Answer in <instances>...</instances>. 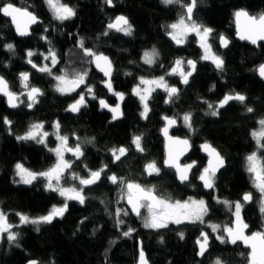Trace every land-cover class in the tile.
<instances>
[{
    "label": "trees",
    "instance_id": "obj_1",
    "mask_svg": "<svg viewBox=\"0 0 264 264\" xmlns=\"http://www.w3.org/2000/svg\"><path fill=\"white\" fill-rule=\"evenodd\" d=\"M19 1L24 6L30 5L29 9L42 19V23L33 28L30 37L19 38L11 22L0 15V75L9 81L13 91L19 92L18 74L28 71L32 74L30 83L40 87L45 94L34 108L15 110L9 109L6 100L0 96V209L8 213L10 222L19 223L17 212L39 216L46 214L53 205L63 203L59 195L45 191L42 181L31 186L13 183L17 162L33 171L46 170L55 163L54 154L48 150L54 147V138L50 137L48 147H45L35 142L17 141L16 135L24 134L33 122L43 121L45 129L50 130L53 122L59 120L60 132L69 137L72 146L77 143L75 136H79L81 142L95 137L92 144H83L85 155L81 160L73 159L70 171L86 177L85 164L92 170L107 164L108 174L114 172L146 186L155 185L158 193H170L173 199L205 198L209 208L205 220L221 226H231L234 217L214 197L234 202L242 200L244 193L252 192L253 201L244 205L242 218L251 232L264 230L259 194L245 168V157L255 150V141L250 133L264 116V81L256 71L264 63V43L255 46L236 40L233 16L239 9H246L252 15L264 13V0H203L202 3L198 0L194 19L215 30L213 45L224 60L223 71H218L210 61L200 60L202 50L194 38L185 45H176L166 34V26L175 22L181 11L178 5L165 6L161 0H113L115 7H110L105 0H63L74 7L77 14L61 23L52 18L44 0H0V4H18ZM119 14L127 16L132 23L133 35L115 32L109 36L101 35L107 23ZM217 34H223L231 41L226 50L220 47L219 40L215 38ZM41 35L47 36L51 43L40 39ZM81 37L86 47L104 52L114 63V89L126 94L124 118L120 121L113 122L111 115L100 108L98 100L93 99L79 114L66 112L75 93L61 96L53 90L51 77L38 73L25 62L27 50L37 52L32 59L41 65L45 61L39 53H47L49 48H54L60 59L54 72L69 65L83 67L80 60L82 52L76 46ZM7 43L15 45V55L4 48ZM153 46L160 54L159 60L157 65L148 66L141 57ZM189 56L197 60L198 65L189 84L182 86L179 98L170 106L164 102L166 93L157 90L150 100L148 119H142L140 101L131 94L137 78L163 75L177 58L186 60ZM161 63L163 68L159 67ZM87 67L90 69L88 83L94 86L96 96L107 98V91L101 83L103 77L92 65ZM169 79L174 84L179 83L178 78ZM233 91L247 97L245 104L254 108L253 113H247L244 105L234 101L227 108L220 109L218 116L206 115L208 109L203 101L215 105L226 93ZM174 112L181 116L186 112L193 114L195 131L182 126L176 134L191 137L196 146L191 157L199 161L197 169L202 170L205 162L198 146L202 142L211 143L226 159L227 167L215 179V190L206 192L203 189L198 182L197 169L189 183L180 184L175 172L164 168L161 117ZM4 116L13 122L12 134L2 122ZM141 134L145 148L143 154L136 152L131 144L132 137ZM113 146L129 148L128 158L123 163L112 162L108 149ZM153 160L161 167V175H142L144 165ZM73 183L76 182L68 181V184ZM85 195L88 199L84 205L69 201L64 217L52 224L41 225L39 232L33 225L15 229L21 232V247L9 245L7 240L1 242L0 264H26L30 259L38 260L40 264H136L140 242L151 264H213L217 257L222 264H248L247 249L241 244H221L205 225H170L168 229L155 231L144 228L142 220L130 213L121 217L125 224L118 226L115 210L127 208V205L118 201L117 186L103 176L98 184L85 188ZM128 228L135 231L130 237H124L122 233ZM205 229L211 236V243L208 253L201 259L196 254L195 241ZM180 231L184 232V239H180Z\"/></svg>",
    "mask_w": 264,
    "mask_h": 264
},
{
    "label": "snow or ice",
    "instance_id": "obj_2",
    "mask_svg": "<svg viewBox=\"0 0 264 264\" xmlns=\"http://www.w3.org/2000/svg\"><path fill=\"white\" fill-rule=\"evenodd\" d=\"M165 6L178 5L181 9L178 18L175 22L166 26V34L170 37L176 45H184L187 43L188 37L194 35L197 38V43L202 49L200 60L210 61L218 71H223L224 60L222 56L213 51L212 43L214 29L197 23L194 19V12L198 6V0H161ZM203 2V0H199ZM52 18L56 21L63 23L73 19L76 16V9L63 0H44ZM105 3L110 7H115L113 0H105ZM31 6H16L11 2L0 4V15L10 18V22L15 27L17 35L20 37H27L32 35L30 29L32 25L41 23L39 17L33 11H30ZM234 23L236 26V35L240 40L248 41L253 45H257L264 41V13L251 15L245 9L236 10L233 13ZM48 31L47 28L44 29ZM122 33L125 36H132L134 33V26L127 16L117 15L109 21L106 25V30L101 34L109 36L111 33ZM216 39L219 40L220 47L227 48L231 41L223 34H217ZM40 39L51 43L48 37L41 35ZM82 52L80 58L83 67L66 66L54 72L60 59L54 48H49L47 53H39L44 61L38 65L32 59L37 55L34 50H27L25 62L31 65L38 73L45 74L51 77L54 81L52 88L61 96H75L72 102L68 104L65 109L66 112L79 114L82 109L88 106V99L91 97L93 100H98L100 108L107 109L111 113V120H119L123 117L122 104L126 98L124 92L116 91L113 87L112 73L113 65L110 58L102 51L85 46L84 39L81 37L76 45ZM4 48L15 55V45L7 43ZM159 52L155 46L150 50H145L141 59L144 64L148 66L157 65L159 60ZM87 65H94L103 76L106 78L101 81L104 87L111 93L117 100L115 105L109 104L104 98H99L95 94L94 86L88 83V75L90 69ZM159 67L163 68L161 63ZM197 61L188 59L185 61L183 58H177L173 64L166 69L163 75L158 77L148 78L140 76L138 83L132 88L131 94L138 98L142 106L140 116L142 119H148V114L151 111L149 100L152 94L158 89L166 93L165 103H174L175 99L179 98L181 89L176 85L170 84L167 77H179V83L188 85L190 78L196 72ZM256 71L261 78H264V64H260ZM131 75V73H125ZM32 74L28 71H22L18 74L17 79L20 82L21 91H13L9 81L0 75V96L6 98L8 107L19 108L24 105L28 109H32L40 102V97L44 96V91L30 83ZM215 86H213L214 88ZM247 97L239 92L226 93L221 100L215 105L207 100L203 101L207 105L208 111L206 115L216 117L220 114V109L226 108L230 102L237 101L245 106L247 113H253L254 108L247 106L245 101ZM193 114L186 112L182 116H162L161 119L165 122L161 129L162 134L166 138L167 155L163 161L165 168L173 170L181 183H187L190 176L195 175L193 169L197 167V162L181 163V157L184 156L191 148V143L187 138L174 137L170 135V130L176 127L182 121L183 126L194 132L195 129L192 125ZM2 122L6 126L9 134H12V121L7 117H2ZM259 128L251 131L250 135L255 141V150L245 157V168L250 176L252 186L260 193L259 206L261 213H264V118L258 121ZM60 121L56 120L52 124V132L45 130V122H33L29 125L28 129L22 135H16V140L21 142H35L48 147V137L54 135L58 141L56 147L48 148L54 154L55 163L46 170L33 171L26 167L22 162H17L14 165L13 183L21 185H33L37 181L43 182L45 191L53 192L63 198V203L60 205H53L52 208L43 215L30 216L25 213L17 212L15 215L19 218V223L14 224L9 221L8 213L0 209V242L7 240L9 245L21 247L20 239L21 226L33 225L35 231H40L41 225L52 224L56 219H62L68 211V202L76 201L80 205H84L88 197L85 195V188L98 184L102 176L113 185L117 186L119 196L118 201H124L128 205L127 208H116L115 217L118 226L125 224L122 216H128L130 213L140 218L143 227L160 231L168 229L170 225H184V224H200L210 228L213 233H217L216 239L221 244L236 245L238 242L243 243L250 249L248 253V264H264V230L254 231L251 234H246L249 225L243 221L242 209L246 203L253 201L252 192H246L242 196V200L228 201L220 200L214 197L217 203L223 204L226 209L232 214L234 220L232 225L221 226L219 224H212L205 220L208 216L209 208L207 202L201 198L196 199L189 197L185 200L173 199L170 193H158L155 185H144L136 180H130L125 176H118L116 173L108 174L107 164L97 170L88 169L87 176H81L75 171H70L73 168V160L65 158L66 153H71L76 160H81L85 153L83 144H92L95 137L88 138L81 142L79 136H75L77 143L74 146L69 145V137L60 132ZM143 135H134L131 144L138 153H145V148L142 144ZM202 150L207 153L209 159L208 164L202 170L197 169L199 172L198 179L202 182L203 187L206 189L215 190V177L216 173L224 167L225 161L220 153L212 147L209 143L205 142L201 146ZM111 154L112 162L123 163L124 159L128 158L129 148L125 146H113L108 149ZM162 172L156 161H149L144 165L142 175L145 176H160ZM67 174V175H66ZM75 181L76 183L68 184V181ZM67 185V186H66ZM144 210L142 213L141 210ZM87 219V218H85ZM84 221L82 220L81 223ZM135 231L133 228H128L123 231L124 237H130ZM180 239H184V232H178ZM161 243L163 237L161 236ZM198 246L197 256L204 257L209 251V233L201 231L200 236L196 240ZM240 255H244L241 253ZM27 264H40L38 260L30 259ZM138 264H150L149 259L144 251L143 243L139 245ZM213 264H222L219 257L215 259Z\"/></svg>",
    "mask_w": 264,
    "mask_h": 264
},
{
    "label": "water",
    "instance_id": "obj_3",
    "mask_svg": "<svg viewBox=\"0 0 264 264\" xmlns=\"http://www.w3.org/2000/svg\"><path fill=\"white\" fill-rule=\"evenodd\" d=\"M14 5H16V6H20V5H18V4H14ZM30 10V9H29ZM246 10V9H245ZM31 11V10H30ZM196 11V10H195ZM249 12V11H248ZM35 13V12H34ZM195 13V12H194ZM36 14V13H35ZM250 14V13H249ZM252 15V14H251ZM3 16V15H2ZM36 16L37 17H39L37 14H36ZM4 17V16H3ZM4 18H6V17H4ZM6 19H8L9 21H10V18H6ZM39 19H40V21H41V23H42V19L39 17ZM41 23H38V24H35V25H32L31 26V29H30V31H31V33H32V30H33V28L34 27H36L37 25H39V24H41ZM13 26V28H14V31H15V27H14V25H12ZM235 29H236V26H235ZM15 33H16V31H15ZM16 35H17V33H16ZM18 37H20L19 35H17ZM31 36V35H30ZM30 36H27V37H30ZM20 38H26V37H20ZM235 38H236V40H238V41H240V42H248V41H244V40H240L238 37H237V35H235ZM248 43H250V42H248ZM260 43H264V41H261V42H259L258 43V46H259V44ZM251 44V43H250ZM230 45V44H229ZM253 45V44H252ZM255 46H257V45H255ZM229 47V46H228ZM227 47V48H228ZM223 50H226L227 48H223V47H221ZM105 54V53H104ZM105 55H107V54H105ZM109 58H110V60L112 61V59H111V57L109 56V55H107ZM262 64H264V63H262ZM112 65H113V73H112V82H113V76H114V73H115V66H114V63H113V61H112ZM93 67H94V69H95V71L98 73V74H100L102 77H103V80L104 79H106L104 76H103V73H101L98 69H96L95 68V66L94 65H92ZM195 74V73H194ZM193 74V75H194ZM257 76L262 80V81H264V78H261L260 76H259V74H258V72H257ZM103 87H104V85H103ZM105 88V87H104ZM106 89V88H105ZM107 90V89H106ZM108 91V90H107ZM109 93V92H108ZM109 95L110 96H112V97H114L111 93H109ZM1 97H3V96H1ZM5 100H6V98L5 97H3ZM104 99H106V98H104ZM107 100V99H106ZM108 101V100H107ZM234 102V101H233ZM233 102H230V104H232ZM109 103V102H108ZM6 104H7V101H6ZM110 104V103H109ZM229 104V105H230ZM112 105H115V104H112ZM228 105V106H229ZM7 106H8V104H7ZM228 106H226V108L228 107ZM9 109H11V110H15V109H13V108H10V107H8ZM122 109H123V104H122ZM223 109H225V108H223ZM223 109H221V110H223ZM105 112H107V113H109L110 115H111V113L107 110V109H103ZM123 113H124V110H123ZM74 114H76V113H74ZM124 118V115H123V117L122 118H120L119 120H115V121H113V122H117V121H120V120H122ZM164 124H165V122H164ZM164 124H163V126H164ZM180 123H178V125L176 126V127H173L171 130H170V135L171 136H174V137H180V138H182V139H184V138H187V139H189V141H190V143H191V148L187 151V153L184 155V156H182L181 157V163H184L183 161L186 159V158H188L190 155H191V153H192V151H193V149H194V146H193V144H192V141H191V139L189 138V137H183V136H178V135H176L174 132L176 131V130H179L180 129ZM163 128V127H162ZM161 136H162V138H163V140H164V159L166 158V155H167V144H168V142H167V140H166V138L164 137V135L162 134V131H161ZM205 143V142H204ZM204 143H202L201 145H200V148H201V146L204 144ZM207 143H209V142H207ZM212 147H214L211 143H209ZM219 153H220V155L222 156V154H221V152L216 148V147H214ZM201 152H202V154L207 158V159H209V157H208V155H207V153H205L203 150H202V148H201ZM223 157V156H222ZM224 158V157H223ZM164 159H163V161H164ZM224 161H225V164H224V167L223 168H221L216 174H219L222 170H224L226 167H227V162H226V159L224 158ZM207 164H208V161H207ZM164 166V165H163ZM165 168V167H164ZM165 169H167V168H165ZM195 169V168H194ZM193 169V170H194ZM167 170H170V169H167ZM173 171V170H172ZM176 175V174H175ZM176 178H177V176H176ZM190 180H191V176H190V179H189V181L187 182V183H189L190 182ZM177 181L180 183V184H186V183H181L180 181H179V179L177 178ZM199 182L202 184V182L199 180ZM202 186H203V184H202ZM204 188V187H203ZM204 190L206 191V192H210V191H212L211 189H206V188H204ZM127 205V204H126ZM127 207H128V205H127ZM142 212H143V209L141 210ZM134 215V214H133ZM135 216V215H134ZM136 217V216H135ZM244 221V220H243ZM245 222V221H244ZM203 231H206V230H203ZM252 232H251V229H250V226H249V228L246 230V234H251ZM237 244H241L242 246H243V248H245V249H247L248 251H250V249L248 248V247H246L243 243H241V242H238ZM236 244V245H237ZM209 245H210V237H209ZM197 249H198V246H197ZM146 253V252H145ZM146 255H147V253H146ZM206 255V254H205ZM199 258H203V257H200V256H198ZM150 262V261H149ZM27 264V263H26ZM136 264H138V260H137V263ZM151 264V263H150Z\"/></svg>",
    "mask_w": 264,
    "mask_h": 264
},
{
    "label": "flooded vegetation",
    "instance_id": "obj_4",
    "mask_svg": "<svg viewBox=\"0 0 264 264\" xmlns=\"http://www.w3.org/2000/svg\"><path fill=\"white\" fill-rule=\"evenodd\" d=\"M80 1H82V2H85L86 0H80ZM120 15V14H119ZM108 24V23H107ZM191 38H194V36L192 35L191 37H190V39ZM190 39H188V41H187V43L189 42V40ZM186 44V43H185ZM184 44V45H185ZM188 59H192V60H195V59H193L192 57H187V59L185 60V61H187ZM197 61V60H196ZM36 63V62H35ZM43 63H45V62H43ZM197 65H198V62H197ZM31 66V65H30ZM55 69V68H54ZM197 69V68H196ZM178 80H179V77H178ZM102 86H103V84H102ZM177 87H179L180 89L182 88V86H186V85H182V84H180V83H177V85H176ZM105 89V88H104ZM106 90V89H105ZM107 91V90H106ZM106 98V97H105ZM86 99H88V101L91 99V97H86ZM107 100H108V102L110 103V104H116L117 103V100H116V98L115 97H112V96H110L109 95V93H108V91H107V98H106ZM109 100H112V102H110ZM99 103V102H98ZM123 104H124V102H123ZM169 104V103H168ZM170 104H172V103H170ZM149 106H150V100H149ZM20 109H24V108H26L24 105H21L20 107H19ZM19 108H16V109H19ZM123 110H124V106H123ZM104 111V110H103ZM165 116V115H164ZM180 123V126L182 127L183 126V123H182V121L181 122H179ZM163 124H164V121H163ZM163 127V126H162ZM181 127H180V129H181ZM176 131H178V130H176ZM176 131L174 132L175 134H176ZM176 135H178V134H176ZM178 136H181V135H178ZM183 137H189V136H183ZM190 139H191V137H189ZM191 141H192V139H191ZM202 143H204V142H202ZM202 143H200L198 146H199V149H200V153L202 154V152H201V148H200V145L202 144ZM192 144H193V146H194V149H195V144L193 143V141H192ZM194 149H193V151H194ZM193 151H192V153H193ZM192 153H191V155L188 157V158H186L183 162L184 163H190V162H192V161H196L197 162V167L193 170V173H194V171L198 168V166H199V161L198 160H196V159H193L191 156H192ZM165 155V154H164ZM202 156H204L203 154H202ZM205 157V156H204ZM207 161H208V159L205 157V162H204V165H203V168L205 167V166H207ZM202 168V169H203ZM223 171V170H222ZM220 174V173H219ZM219 174H216V177H215V179L218 177V175ZM193 176V175H192ZM192 176H191V178H192ZM191 181V180H190ZM198 182H199V179H198ZM200 183V182H199ZM187 184V183H186ZM201 184V183H200ZM202 185V184H201ZM203 187V186H202ZM204 189V188H203ZM193 197V196H192ZM203 199H205V198H203ZM206 201V200H205ZM206 230V229H205ZM207 231V230H206ZM215 235H217V233H215ZM209 237H210V243H211V236L209 235ZM196 247H197V244H196ZM209 249H210V245H209ZM207 254V253H206Z\"/></svg>",
    "mask_w": 264,
    "mask_h": 264
},
{
    "label": "rangeland",
    "instance_id": "obj_5",
    "mask_svg": "<svg viewBox=\"0 0 264 264\" xmlns=\"http://www.w3.org/2000/svg\"><path fill=\"white\" fill-rule=\"evenodd\" d=\"M18 5H20V6H24L23 3H22L21 1H19ZM120 15H123V14H120ZM193 36H194V35H193ZM190 37H191V36H189L188 39H190ZM19 38H20V37H19ZM194 39H195V41H196V43H197V38H196L195 36H194ZM187 41H188V40H187ZM213 41H214V40H211V41H210V42L212 43L213 51L216 52V54L220 55L219 52L215 49V47H214V45H213ZM197 44H198V43H197ZM201 50H202V49H201ZM45 63H48V61H45ZM57 65H58V64H57ZM54 70H55V69H53V71H54ZM139 77H140V76H139ZM139 77H138V78H139ZM157 77H158V76H157ZM138 78H137V83H138ZM148 78H152V77H148ZM172 78L176 79V78H178V77H176V76H172ZM167 79H168V81H169L170 84L177 85V84L172 83V80H170L169 77H167ZM137 83H136V84H137ZM136 84H135V85H136ZM135 85H134V86H135ZM134 86H133V87H134ZM113 87H114V84H113ZM158 90H159V89H158ZM131 91H132V90H131ZM161 91H162V90H161ZM153 94H154V93H153ZM153 94H152V96H153ZM150 100H151V99H150ZM150 102H151V101H150ZM169 105L172 106L173 103H172V104L169 103ZM165 115H167V116H174V115H178V114H176V113L174 112V113H170V114L166 113ZM262 118H264V116L261 117L260 119H262ZM259 127H260V126H259V124H258V126H257L256 129H258ZM45 130H46V131H49V132H52L53 129L51 128V129L49 130V129L46 128ZM50 137H52V138L55 139L54 147H56L58 141L56 140V138H55L54 135H50V136L48 137V140H49ZM69 145L72 146V145H71V142H70V139H69ZM54 147H52V148H54ZM71 156H72L71 153H66L65 158H66V159H69V160H73L75 157H73V156L71 157ZM66 186H67V185H66ZM254 189H255V188H254ZM255 190H256V189H255ZM257 193L259 194V197H260V193H259V192H257ZM193 198L201 199V198H197V197H193ZM204 200H205V199H204ZM0 243H1V242H0Z\"/></svg>",
    "mask_w": 264,
    "mask_h": 264
},
{
    "label": "bare ground",
    "instance_id": "obj_6",
    "mask_svg": "<svg viewBox=\"0 0 264 264\" xmlns=\"http://www.w3.org/2000/svg\"><path fill=\"white\" fill-rule=\"evenodd\" d=\"M168 114H170V113H168ZM195 243H196V241H195ZM197 251H198V249H197ZM202 259V258H201Z\"/></svg>",
    "mask_w": 264,
    "mask_h": 264
}]
</instances>
